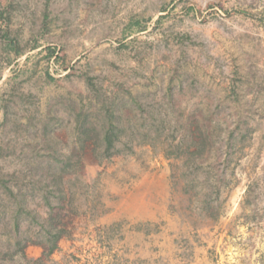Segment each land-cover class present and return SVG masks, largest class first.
Returning a JSON list of instances; mask_svg holds the SVG:
<instances>
[{"label": "rangeland", "instance_id": "1", "mask_svg": "<svg viewBox=\"0 0 264 264\" xmlns=\"http://www.w3.org/2000/svg\"><path fill=\"white\" fill-rule=\"evenodd\" d=\"M0 264H264V0H0Z\"/></svg>", "mask_w": 264, "mask_h": 264}]
</instances>
